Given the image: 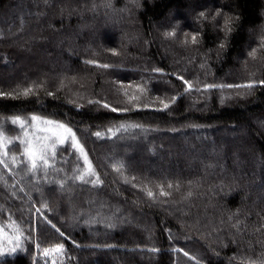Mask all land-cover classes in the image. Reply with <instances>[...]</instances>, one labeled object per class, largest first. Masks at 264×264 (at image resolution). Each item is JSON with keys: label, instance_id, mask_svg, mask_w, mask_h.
<instances>
[{"label": "trees", "instance_id": "16d2710c", "mask_svg": "<svg viewBox=\"0 0 264 264\" xmlns=\"http://www.w3.org/2000/svg\"><path fill=\"white\" fill-rule=\"evenodd\" d=\"M102 2L0 0V227L21 233L0 264L264 260V0ZM32 115L72 129L95 186L75 179L86 166L71 139L46 176L27 170Z\"/></svg>", "mask_w": 264, "mask_h": 264}, {"label": "snow or ice", "instance_id": "6c2138e0", "mask_svg": "<svg viewBox=\"0 0 264 264\" xmlns=\"http://www.w3.org/2000/svg\"><path fill=\"white\" fill-rule=\"evenodd\" d=\"M129 3L133 7H140L139 0H129ZM97 5L93 4V11H95ZM99 7H103L106 9H111L113 11H117L115 9L113 0H103L102 4L99 5ZM130 9L126 6L125 8L119 9V11H129ZM220 15V12H217V16ZM201 17L205 16V13H200ZM215 19V17H213ZM224 30L225 35L229 32H231V18L225 16L224 20ZM166 35L174 36L175 33H167ZM199 41L197 39V35L193 34L191 37V43L197 44ZM187 43V41H185ZM261 46L264 47V39L261 41ZM221 48L224 47V44L222 43L220 45ZM256 50L253 49L252 52L249 53L250 56L255 58ZM113 55H116L115 52H113ZM86 63H92L91 61H87ZM98 67H104L108 68L109 65H97ZM178 79H182V77H177ZM262 87H264V80H260L258 82ZM185 84H188L187 81H185ZM256 86V82H249L247 84L243 85H220V87H236V88H247V89H254ZM206 87H215V85H207ZM188 88H191V85H188ZM32 89L28 88L24 90V95H28ZM3 95V94H0ZM49 95H52V93H49ZM135 99V97H133ZM163 103V101H161ZM105 108H108L109 106L107 104L104 105ZM164 108H168V104H164ZM112 111H117V109L112 108ZM31 127H34L37 132V136L29 139L30 133L25 131V138L20 140V144L22 145L23 151L22 155L25 157V160L23 161L27 165V170L31 172L33 175H36L40 170L41 166H43L44 174L47 175L48 168L52 167L53 165L50 163V161H54L57 155V148L60 146L65 145L68 142V139L71 138V147L79 152L81 156L83 157L84 164L86 166V170L84 172H81L79 175L75 177V179L80 180L83 183H93V186L96 185V183L99 181V177H96L95 181H88L85 179L86 175L89 176H95L96 173L91 165V163L88 160L87 153L84 151V148L80 144V142L77 140L76 134L72 131L70 127L65 125L64 123L58 122L53 119H47L43 118L37 115L31 116ZM12 124L18 125L20 129L23 131L26 129V125L28 124L27 121H23L20 119L19 116L12 118ZM111 131V129L109 130ZM42 134V135H40ZM97 137L101 136V133L98 131L95 133ZM12 141H7V143H11ZM17 161V157H12V163L15 164ZM0 165H4L5 167L8 166V160H7V151H6V141L3 137V134L0 133ZM63 185H61L62 187ZM169 187H172L169 185ZM23 191V189H21ZM147 195L149 198L153 197L152 191L148 190ZM161 196L168 195L163 189L160 191ZM191 193H189V196ZM47 207V205H44ZM235 215V214H234ZM229 219H232V217H229ZM239 223V221L237 222ZM236 225H234L235 227ZM12 229V234L9 237H5L4 232L5 229L3 227H0V255H4V246L3 241L7 239V243L12 244V247L9 249L10 252H15L17 248L20 247V240H21V233L19 232V228L16 226V224L13 222L10 225ZM63 235V233H61ZM227 246V245H225ZM63 250V245H58L54 250H45L44 255L47 256L49 254V251H55V252H61ZM184 255L188 256V253H184ZM189 259H192L191 256H189ZM232 259H235L233 257ZM249 264H264V260L255 262L250 261Z\"/></svg>", "mask_w": 264, "mask_h": 264}, {"label": "rangeland", "instance_id": "374dc122", "mask_svg": "<svg viewBox=\"0 0 264 264\" xmlns=\"http://www.w3.org/2000/svg\"><path fill=\"white\" fill-rule=\"evenodd\" d=\"M40 135H42V134H40ZM35 136H37V132H36V129L34 128V127H32V129H31V131H30V135H29V139H31V138H33V137H35ZM69 139H71V138H69ZM130 153V152H129ZM128 153V154H129Z\"/></svg>", "mask_w": 264, "mask_h": 264}]
</instances>
